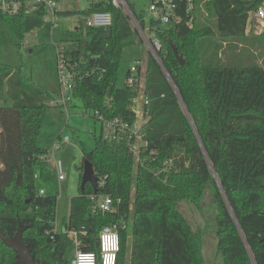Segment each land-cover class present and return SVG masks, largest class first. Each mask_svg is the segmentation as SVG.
Returning a JSON list of instances; mask_svg holds the SVG:
<instances>
[{
	"label": "trees",
	"instance_id": "1",
	"mask_svg": "<svg viewBox=\"0 0 264 264\" xmlns=\"http://www.w3.org/2000/svg\"><path fill=\"white\" fill-rule=\"evenodd\" d=\"M263 2L205 0L191 28L159 32L171 84L148 57L143 81L149 99L146 145L134 156L127 142L105 140L100 123L93 148L82 146L79 169L89 162L103 185L94 193L86 184L70 199L61 233L54 231L56 197L35 188L36 170L42 180L53 173L37 139L50 108L43 98L50 101L55 94L22 77L20 69L0 64V233L12 238L21 224L22 242L35 264H67L73 247L69 232L76 233L80 250L95 252L103 227L126 222L129 229L119 234L116 264H204L201 233L191 229L177 205L187 201L198 207L213 189L222 263L264 264V66L210 67L211 59L198 43L216 38L227 45L229 64L236 56L235 43L264 39V32H245L249 12ZM94 11L110 12L112 25L87 28L79 20L57 43L74 75L70 108L78 103L97 122L94 112L104 121L132 123L138 93L125 83L118 86L117 77L121 54L133 36L128 20L105 0H87L83 9L60 16ZM2 22L22 39L41 26L49 32L40 12H0ZM99 196L114 201L112 212L96 210ZM0 264H17L15 253L1 241Z\"/></svg>",
	"mask_w": 264,
	"mask_h": 264
},
{
	"label": "rangeland",
	"instance_id": "2",
	"mask_svg": "<svg viewBox=\"0 0 264 264\" xmlns=\"http://www.w3.org/2000/svg\"><path fill=\"white\" fill-rule=\"evenodd\" d=\"M135 11H144L149 0H131ZM87 6V0H80L77 4L69 1L63 3L62 8L69 11H78ZM77 14L68 17H60L57 26L50 35V31L43 26L26 33L20 38L5 23H0V64L20 69L21 76L40 86L48 95L55 92V74L57 68V55L59 46L57 43L61 35L73 30L79 23ZM248 37V36H247ZM200 48L205 58H210V67H241L258 65L264 66V39L256 37L247 38V42L235 43V57L227 62V45H223L218 39L203 38L199 40ZM218 56L216 58L215 56ZM141 56L140 47L137 44L135 34L128 39V45L123 49L120 57V65L117 72L118 86L125 83V74L130 64ZM240 56V58H239ZM144 65L141 69L142 82L148 55L143 54ZM144 83V82H143ZM45 103H49V97L44 96ZM68 110V116L59 108H49L45 113L37 144L47 150L49 161L59 160L65 174V179L58 184L55 172L51 178L42 180L36 170L37 180L35 188L42 189L47 195L56 197L55 224L57 233L64 232L63 222L68 217L69 202L78 196L80 177L82 170L81 149L84 145L88 150L93 148V137L101 132V125L91 115H85L81 106ZM0 106L3 103L0 102ZM140 102L136 104L139 109ZM105 133V130H103ZM68 137L65 144L59 143L63 137ZM58 142L59 149L53 150L54 143ZM177 209L186 220L191 229L201 233V253L204 264H223L222 257L217 252L216 214L217 206L213 202V189H209L200 206L196 207L187 201L178 203ZM71 254L74 249H70Z\"/></svg>",
	"mask_w": 264,
	"mask_h": 264
},
{
	"label": "built area",
	"instance_id": "3",
	"mask_svg": "<svg viewBox=\"0 0 264 264\" xmlns=\"http://www.w3.org/2000/svg\"><path fill=\"white\" fill-rule=\"evenodd\" d=\"M69 1L77 4L80 0H0V12L7 16H29L35 12H40L42 22L49 26L50 35L57 26L60 14L69 10H64L62 5ZM106 4L113 9L118 10L127 20L136 36L137 44L141 50V56L130 64L125 74V85L134 87L137 91V98L134 99L135 106L132 112L135 120L128 123L121 119L104 121L98 112L94 116L102 124L103 138L108 141H125L128 144L130 152L136 156L139 150L146 144L143 141L144 128L146 124V114L149 99L144 91L141 69L144 65L143 54L150 56L169 84L170 77L162 64L163 43L159 38V32L162 30L173 29L176 27L191 28L197 19V11L202 13V5L205 0H149L144 11H135L134 3L131 0H105ZM199 9V10H198ZM141 14L142 18H139ZM83 25L87 28H107L112 25V14L108 11H94L86 16H79ZM252 31V34L259 36L264 32V2L255 10L248 14L246 23V33ZM56 83L57 90L55 98L50 100V108H59L68 116V110L72 105V90L74 75L68 67L62 50L58 48ZM140 102L139 109L136 104ZM68 137H63L59 143L68 142ZM58 142L54 143L53 150L59 149ZM44 160L43 156L39 157ZM53 169L57 182L65 179L62 164L59 160H52ZM36 177V176H35ZM103 180H97V186L101 187ZM42 190L39 194H43ZM120 200H116L118 205ZM114 201L108 196H99L96 201V210L101 213H110L113 211ZM129 226L126 222H117L111 226L103 227L99 233L97 241V251H82L79 249V243L76 239V233L69 232L68 237L73 241L74 252L68 259L67 264H116L117 253L119 251V234L127 231ZM56 232V230L54 229Z\"/></svg>",
	"mask_w": 264,
	"mask_h": 264
},
{
	"label": "water",
	"instance_id": "4",
	"mask_svg": "<svg viewBox=\"0 0 264 264\" xmlns=\"http://www.w3.org/2000/svg\"><path fill=\"white\" fill-rule=\"evenodd\" d=\"M171 49L174 57L179 64L182 65L183 61L181 57L178 56L175 47L172 46ZM86 184L91 186L94 193L97 192V178L94 175L92 166L89 162L83 161L79 185L80 192L83 191ZM24 230L25 227L19 224L18 229L12 238L5 237L0 233V241L4 246L10 248L15 253L17 264H35L34 256L31 254L29 247L22 242V234Z\"/></svg>",
	"mask_w": 264,
	"mask_h": 264
},
{
	"label": "crops",
	"instance_id": "5",
	"mask_svg": "<svg viewBox=\"0 0 264 264\" xmlns=\"http://www.w3.org/2000/svg\"><path fill=\"white\" fill-rule=\"evenodd\" d=\"M55 84H56V86H55V92H54V94L56 93V90H57V83H56V77H55ZM48 162H49V164H50V166H51V168H52V170L54 171V169H53V163H52V161H49L48 160ZM58 184H60L59 182H58ZM40 190H42V189H40ZM43 191V190H42ZM44 192V191H43ZM45 193V192H44ZM46 194V193H45Z\"/></svg>",
	"mask_w": 264,
	"mask_h": 264
}]
</instances>
